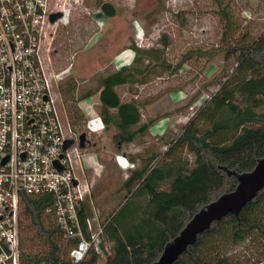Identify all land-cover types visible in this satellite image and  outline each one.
I'll use <instances>...</instances> for the list:
<instances>
[{"label": "rangeland", "instance_id": "1", "mask_svg": "<svg viewBox=\"0 0 264 264\" xmlns=\"http://www.w3.org/2000/svg\"><path fill=\"white\" fill-rule=\"evenodd\" d=\"M58 3L55 7L65 11L54 24H46V44L51 41L49 36H53L50 50L55 51L57 65L64 68L70 62L73 66L54 85L60 118L72 125L76 133L87 134L91 145L84 154L86 170L94 173L93 167L100 163L104 168L112 160L121 168L110 175H106L107 169L103 171L104 199L92 203L102 221L128 197L119 188L130 171L138 169L152 155L165 153L181 128L218 91L221 74L233 67L232 60L228 63L224 60L225 17L231 24L230 43L242 35L246 42H251L264 33V0H59ZM102 4H110L115 15L101 16ZM133 47L157 52L160 61L169 67L162 70L147 61L133 64V70L141 73L135 74L132 84L116 86L115 93L121 102L134 103L141 116L139 124L132 128L138 133L134 141L119 144L116 111H109L114 121L99 136L94 134L92 125L87 126L92 108L97 115L100 111L97 95L82 103L79 97L95 91L101 79L130 66ZM212 111L208 109L206 114L211 115ZM198 127L201 131L208 129L203 122ZM176 152V157L187 163L188 168L194 166L195 158L187 150ZM93 177L87 174V182ZM161 188L168 190V185ZM27 227L29 223L22 221V228ZM22 238L24 254L31 258L43 254L44 241L35 232ZM58 245L60 253L66 254L65 243L59 241ZM261 246L264 239L256 234L237 247H230L228 254L235 263L254 264L264 258ZM109 251L110 246L106 245L98 264H107Z\"/></svg>", "mask_w": 264, "mask_h": 264}, {"label": "trees", "instance_id": "2", "mask_svg": "<svg viewBox=\"0 0 264 264\" xmlns=\"http://www.w3.org/2000/svg\"><path fill=\"white\" fill-rule=\"evenodd\" d=\"M99 13L110 18L115 9L102 4ZM225 20L224 60H232L233 67L221 74L218 91L181 128L165 153L147 158L122 183L128 197L123 198L118 210L102 220L103 234L110 246L107 264H157L165 248L198 212L221 195L234 191L238 175L253 171L256 163L264 159V33L251 42L242 35L230 43L231 24L228 18ZM131 49L130 66L101 79L95 91L79 97L82 103L97 95L98 117L104 129L116 120L119 144L134 141L138 133L132 128L139 124L141 116L134 103L121 102L116 86L132 84L135 74L141 73L133 70V64L147 61L162 70L169 67L160 61L157 52ZM211 108V115H207ZM110 110L116 111V119L109 116ZM199 122L207 124L208 129L201 131ZM177 150H187L194 156L192 168L176 157ZM163 185H168V190H163ZM20 204L21 264H73L68 254L70 243L61 236L54 216L46 214L53 204L52 197L22 196ZM91 204L87 197L81 218L85 213L91 215ZM21 219L29 227L22 228ZM33 232L43 239L44 252L31 258L23 252L22 236ZM256 234L264 239V189L241 210L238 219L227 215L212 224L173 264H238L228 254L229 248ZM59 241L65 243L66 254L60 253ZM261 249L264 252V246ZM89 253L82 264H98L100 257ZM254 264H264V258Z\"/></svg>", "mask_w": 264, "mask_h": 264}, {"label": "built area", "instance_id": "3", "mask_svg": "<svg viewBox=\"0 0 264 264\" xmlns=\"http://www.w3.org/2000/svg\"><path fill=\"white\" fill-rule=\"evenodd\" d=\"M58 1L0 0V264H21L22 196L52 197L46 214L70 243L71 263L82 264L89 252L103 257L109 245L93 205L91 215L81 218L92 187L86 180L87 146L79 148L80 134L60 118L53 93L55 82L73 67L57 65L53 36L46 44L45 27L52 25V12L60 11ZM89 117L88 128L100 136L104 126L94 108ZM67 140L73 144L63 150Z\"/></svg>", "mask_w": 264, "mask_h": 264}, {"label": "water", "instance_id": "4", "mask_svg": "<svg viewBox=\"0 0 264 264\" xmlns=\"http://www.w3.org/2000/svg\"><path fill=\"white\" fill-rule=\"evenodd\" d=\"M50 16L51 23H55L62 17L61 14ZM72 144L73 141L67 140L63 150ZM90 145L91 142L87 138V134L80 135L79 148L83 150ZM256 164L253 171L238 175L236 178L238 185L234 191L221 195L217 201L207 205L193 217L171 244L165 248V252L157 264L175 263L180 256L187 252L189 246L196 243L199 236L209 230L212 224L222 221L227 215L239 218L241 210L254 201L256 195L264 189V159L259 160ZM55 165L57 166V163Z\"/></svg>", "mask_w": 264, "mask_h": 264}, {"label": "crops", "instance_id": "5", "mask_svg": "<svg viewBox=\"0 0 264 264\" xmlns=\"http://www.w3.org/2000/svg\"><path fill=\"white\" fill-rule=\"evenodd\" d=\"M141 166V165H140ZM140 166H138V168H140ZM94 168V173L92 172V171H88V170H86V175L87 174H93L94 175V177H93V179H92V181H90V183H91V185H92V187H91V192H90V195H89V198H91V202L93 203V201L94 202H97L99 199H104V195H105V193H104V189L102 188V186H101V183H102V181H103V179H102V177H103V175L105 176V174H103L104 172V170L105 169H107L108 170V173H106V175H110L111 174V172H113V170L115 169V171L116 170H118V169H120L121 170V168H119V166H117L114 162H113V160L112 161H110V162H108L107 163V165L105 166L104 165V168H103V166L99 163V165L97 166V167H93ZM123 171V170H122ZM124 172V171H123ZM128 178V177H127ZM126 178V179H127ZM125 179V180H126ZM124 180V181H125ZM123 181V182H124ZM122 182V183H123ZM121 183V184H122ZM122 186H120V188H119V190H121L122 188H121ZM98 203V202H97ZM91 205H93V204H91ZM102 211V210H101ZM102 213V212H101Z\"/></svg>", "mask_w": 264, "mask_h": 264}, {"label": "bare ground", "instance_id": "6", "mask_svg": "<svg viewBox=\"0 0 264 264\" xmlns=\"http://www.w3.org/2000/svg\"><path fill=\"white\" fill-rule=\"evenodd\" d=\"M64 10L62 9V10H60V11H57V12H52V13H61V12H63ZM51 24H54V23H51Z\"/></svg>", "mask_w": 264, "mask_h": 264}, {"label": "flooded vegetation", "instance_id": "7", "mask_svg": "<svg viewBox=\"0 0 264 264\" xmlns=\"http://www.w3.org/2000/svg\"><path fill=\"white\" fill-rule=\"evenodd\" d=\"M62 13V12H61Z\"/></svg>", "mask_w": 264, "mask_h": 264}]
</instances>
